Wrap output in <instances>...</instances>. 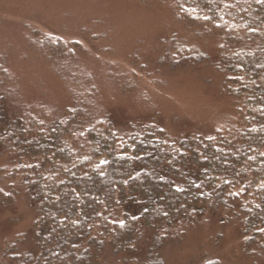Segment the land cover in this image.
Instances as JSON below:
<instances>
[{
	"label": "trees",
	"instance_id": "16d2710c",
	"mask_svg": "<svg viewBox=\"0 0 264 264\" xmlns=\"http://www.w3.org/2000/svg\"><path fill=\"white\" fill-rule=\"evenodd\" d=\"M159 1L180 30L161 40L159 65L207 64L230 112L177 137L154 117L120 125L83 78L77 42L28 26L67 95L21 93L0 53V208L23 203L33 244L19 255L17 236L4 249L12 264H163L162 249L205 220L219 236L232 227L246 263L264 264V0ZM207 255L197 264H223Z\"/></svg>",
	"mask_w": 264,
	"mask_h": 264
},
{
	"label": "rangeland",
	"instance_id": "374dc122",
	"mask_svg": "<svg viewBox=\"0 0 264 264\" xmlns=\"http://www.w3.org/2000/svg\"><path fill=\"white\" fill-rule=\"evenodd\" d=\"M159 2L0 0V53L21 81V93L62 104L67 95L65 83L29 48L27 29L76 41L83 78L93 82L100 105L120 125L154 117L173 137L195 130L207 132L216 124H212L215 118L230 112L229 100L220 89V77L207 64L185 71L160 66L157 58L163 39L180 30L172 13ZM22 204L0 208V264H12L4 249L16 243L17 236L25 237L22 244V239L19 246L15 244L17 254L33 247L31 215ZM211 221L202 222L179 244L162 249L163 264H197L204 253L223 264H247L234 229L222 227L219 236L218 223ZM110 255L106 264H123L122 255Z\"/></svg>",
	"mask_w": 264,
	"mask_h": 264
}]
</instances>
